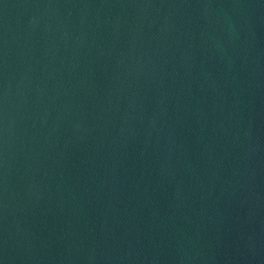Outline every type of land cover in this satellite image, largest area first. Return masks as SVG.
I'll return each instance as SVG.
<instances>
[{
    "label": "water",
    "instance_id": "95a60500",
    "mask_svg": "<svg viewBox=\"0 0 264 264\" xmlns=\"http://www.w3.org/2000/svg\"><path fill=\"white\" fill-rule=\"evenodd\" d=\"M0 264H264V0H0Z\"/></svg>",
    "mask_w": 264,
    "mask_h": 264
}]
</instances>
